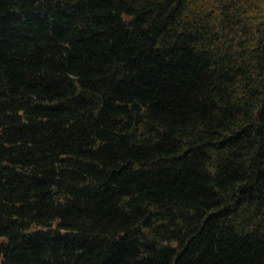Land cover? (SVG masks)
I'll return each instance as SVG.
<instances>
[{
  "label": "trees",
  "instance_id": "trees-1",
  "mask_svg": "<svg viewBox=\"0 0 264 264\" xmlns=\"http://www.w3.org/2000/svg\"><path fill=\"white\" fill-rule=\"evenodd\" d=\"M0 264H264V0H0Z\"/></svg>",
  "mask_w": 264,
  "mask_h": 264
}]
</instances>
